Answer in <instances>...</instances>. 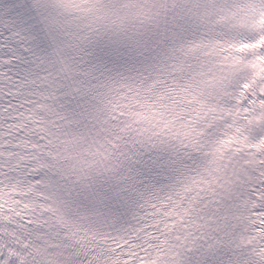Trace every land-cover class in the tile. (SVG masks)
<instances>
[{
    "label": "snow or ice",
    "instance_id": "snow-or-ice-1",
    "mask_svg": "<svg viewBox=\"0 0 264 264\" xmlns=\"http://www.w3.org/2000/svg\"><path fill=\"white\" fill-rule=\"evenodd\" d=\"M0 264H264V0H0Z\"/></svg>",
    "mask_w": 264,
    "mask_h": 264
}]
</instances>
